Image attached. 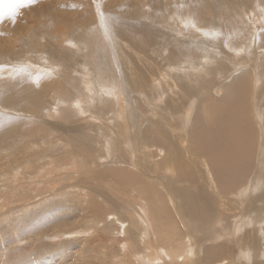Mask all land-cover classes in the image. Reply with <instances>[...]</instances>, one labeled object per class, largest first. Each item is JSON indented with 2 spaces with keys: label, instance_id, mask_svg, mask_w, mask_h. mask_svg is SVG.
I'll use <instances>...</instances> for the list:
<instances>
[{
  "label": "bare ground",
  "instance_id": "1",
  "mask_svg": "<svg viewBox=\"0 0 264 264\" xmlns=\"http://www.w3.org/2000/svg\"><path fill=\"white\" fill-rule=\"evenodd\" d=\"M116 1L103 2L102 7L108 14L106 17L103 13L102 20L100 17L96 20L97 15L93 12L94 21L88 20L84 9L82 14L75 15L76 11L80 12L77 6H73V10L53 9L50 12L59 22L71 14V23L67 25L79 26L83 31L80 42L75 40L76 37L68 39L66 34L54 31L49 21L39 29V34L45 32L44 36L39 35V40L53 60L69 61L71 67L73 56H79L81 52V58H86L90 64V70L84 73L77 71L73 74L64 67V77L54 82L55 87L51 85L54 92H58L57 86L62 89L64 94L60 96L72 97L73 110L82 114L79 120L96 128L95 132L103 138L101 147L106 151L103 157L97 155L102 150L93 152L94 144L92 146L89 139L84 138L87 134L81 137L83 145L76 149L74 157L81 158L82 166L76 167L75 162L79 160H71L79 174L88 170L87 178L83 177L88 179L90 186L93 185L88 196L87 192H84L86 197L82 196L90 205L86 210L89 226L98 228L104 215L111 212L103 206L104 203L119 217L118 222L121 223L125 216L131 221L123 227L125 239L121 241L124 251L128 250V258L125 256L127 259L123 262L125 257H120L124 255L121 251V255L111 256L112 264H134L131 257L143 250L150 251L148 255L142 254L149 259L143 260L150 264H264V187H261L264 183V139L257 140L264 132V58H258L262 54L260 51H264V0H175L174 3L172 0H133L131 3L134 4L126 6ZM142 1L146 2L139 5ZM9 6H5L6 11L7 8L12 10ZM38 7L40 11L46 10L40 2ZM6 11L4 20L1 19L5 27L0 28V49L7 47L4 55L13 60L12 57L21 54L17 56V40H11V37L16 33L22 36L20 30L24 27H20L10 13L9 17L6 16ZM171 14L176 15L172 21L167 17ZM9 18L13 21L7 23ZM170 23L182 26L186 31H176ZM203 23L218 26L217 29L226 26L229 28L225 33L228 37L222 35L223 28L212 30L214 32L200 29ZM93 24L98 25L102 34ZM197 29L199 42L191 38L192 30ZM187 30L191 33L188 34ZM204 37L210 40L208 44ZM229 38H235L234 42ZM51 40L55 42L54 46L49 44ZM221 41L225 44L222 55L216 51L223 50ZM26 42L35 47L33 39ZM22 44L25 46L24 42ZM209 44L220 48L215 51L209 48L212 51L209 54ZM44 46L39 50H46ZM123 47L135 52L134 59L126 54L128 50L126 53L122 51ZM115 50L119 54H115ZM85 61L86 65L88 62ZM15 72L12 69L9 74ZM43 75H35V81L39 83ZM27 80L20 78V88L14 85L4 87L8 93L7 102L28 105L31 83ZM49 81L45 79L44 84ZM69 86L73 93L67 90ZM162 95L166 99L160 101L163 103L160 107L161 103L157 101ZM189 97H196L191 98L190 104L191 107L196 101V107L192 106L195 107L192 116L188 117L187 111L181 120L182 117L175 115L186 111L185 103ZM67 102L63 100V103ZM87 107L94 109L91 117L87 116L92 109ZM252 108L257 112L256 119ZM58 109L56 107L55 111ZM96 110L100 113H95ZM62 116L69 118L71 115L63 110ZM111 123L118 128L110 127L108 136H105L107 132L102 129ZM184 129H187L185 133L182 132ZM6 137L0 135V138ZM119 149H124L125 153L115 154ZM100 158L113 168L105 166L102 169ZM115 183L121 190H115ZM114 194L116 198H113ZM134 196L141 199L137 201ZM127 200L142 207L148 219L140 221L135 218L139 207L134 210L131 205L133 210L128 213L130 205L126 206ZM121 204L127 211L123 209L124 214L119 215L117 209ZM188 217L195 219L196 223L198 220L196 226L199 229L189 227ZM210 222L217 225L215 231L208 228ZM145 229L149 234L153 231L152 243L145 240ZM197 231L201 232L198 236ZM105 238L100 240L107 248L109 240ZM100 258L99 255L97 259Z\"/></svg>",
  "mask_w": 264,
  "mask_h": 264
},
{
  "label": "rangeland",
  "instance_id": "2",
  "mask_svg": "<svg viewBox=\"0 0 264 264\" xmlns=\"http://www.w3.org/2000/svg\"><path fill=\"white\" fill-rule=\"evenodd\" d=\"M12 1L14 0H10V1L1 0L2 3L0 2V6H1L0 10L6 11V7H10L9 5H11L13 10L14 2L12 3ZM105 1L107 0H90V1L89 0H49V1L34 0V2L32 3L26 2L25 3L26 6L23 5L16 10V12L18 13L16 14L14 19L18 21V23L21 25L20 27H24L23 29L25 30V34H24V30L22 29L20 30V32L22 31L21 32L22 36L19 33H16V35H14L13 37L10 36L12 38L11 40H13V38L17 40L16 52L19 51L17 52V56L19 54H21L22 56L21 55H19L18 57L14 56L15 58L12 57L13 60H11V58H7L4 55L5 54L4 51L7 49V47L0 49V69H1L0 70V135L7 136L5 139L0 138V151H1L0 152V264H104V262H106L108 258L110 260H108L107 261L108 263L107 262L106 263L112 264L113 257L111 256L117 253H120L121 255V251L122 254L124 255L121 256L119 255L120 257L122 256L125 257L126 254H128V250L126 249L124 251L125 247H123V242H121L122 240L125 239L123 227L124 226L127 227L128 226L127 224L129 223L128 221H130L126 216L124 217V219L121 220L122 221L121 223L122 224L125 223V224L121 225V223L118 222L117 220V218L119 217L115 216L114 215L115 212L110 210V207L106 206L105 203L103 206H105L106 209L108 208L107 211H111V212L104 215V217L102 218V222L100 223L101 226L97 228L94 227L95 225H91L90 227L89 218L86 216L87 207H89L90 205L89 202L85 201L83 197H86V194L88 196V194L90 193L89 189H91L93 185L90 186V182L88 183V179H86L89 174L87 173L88 170L80 172V174L79 172H77L78 170L76 167H78L79 164L80 166H82L81 164L83 162L80 161L81 158H74L76 156L75 151L79 147H82L81 145H83L81 137H84V135L88 134L87 137L84 138H86L87 140L89 139L88 142H90L92 146L94 144L93 152L97 153L96 151L102 150L100 151L102 153L98 152L97 155L99 157H103L104 154H106V151L103 150L101 147L103 145V141H102L103 138H100L99 137L100 134H97L98 132L97 133L95 132L96 128L94 129L93 126H90L87 123L85 124L84 122H81L79 120L80 118L79 115H81L82 118V114L78 115L73 110L71 105L72 97L60 96V94L62 95L64 94L62 89L57 86L56 89L58 90V92H54L51 86L53 85L55 87L56 83L54 82L60 81L64 77V70H63L64 67H68V69H70V72H73V74H75L77 71L84 73L85 71L87 72V69L90 70V67H88L90 66L89 61L87 60L85 61L86 58L83 59L81 58L82 56L81 52L79 56L77 55L73 56L75 59L73 58L74 64H72L71 67L69 61H62L61 63L59 60L55 61L50 57L51 55L48 52L47 48L44 46V43L40 42L41 40H39V35L40 36L45 35V32H41L39 34V29H41L40 28L41 25L47 23L46 21H49L48 24L50 23L49 25L50 26L52 25L51 28L54 31L57 30L60 35H64V36L66 34V38L68 39L71 38L75 39L76 37L75 40L76 41L79 40L80 42V39L81 40L83 39V35H82L83 31L79 30V26L73 27L72 24L67 25L68 23H71L72 15L70 14L69 17H64L63 20L59 22L56 21L55 16H51L50 12L53 11V9L54 11H56V9H65V8L73 10V8L77 6V10H79L81 13L76 11L75 15L82 14V9H84L85 12H87L88 20L90 19L94 21V17L92 16L91 12H93L94 15H97L95 16L96 20L98 19V17H100L102 20V17L104 15L103 13L106 14V17L108 14L106 13L105 9H103L102 7L103 2ZM174 1L175 0H172L171 2L174 3ZM39 2L40 5H45L44 9L46 10H41L42 12L39 10L38 7ZM125 2L126 0L125 1L117 0L115 3L121 6L122 5L126 6V4L127 5L134 4L131 3L133 2V0H127V3ZM143 2L146 1H142L139 5L143 4ZM179 2L177 5H179ZM12 10L10 9L9 11L7 8V11L5 12V14H7L6 16L9 17L11 15ZM111 11H113V9H111ZM9 13L10 15H8ZM214 13H216V11ZM257 13L259 14V16L262 15L259 12ZM174 16L173 14L167 15V17H169L171 21L172 18L173 20L176 18V17L174 18ZM179 16L181 17V14H179ZM11 18L8 19L7 23L13 21L11 20ZM76 18L82 20L81 17H76ZM50 19L52 20V22L50 21ZM3 20H1L0 28L5 27V23H3L4 22ZM258 20L259 18L257 19V22H259ZM49 25H48L49 27L48 29H50ZM93 25L97 26L96 28H98V25L96 24ZM170 25L172 26V29L175 28L176 31L179 32L186 31L182 26L177 27L176 25L171 23ZM200 26H201L199 27L200 29L203 30L206 29L204 31L210 29L211 30V31L209 30L210 32L218 31L221 28H223L221 29V31L224 34L221 31L220 32L224 37L225 36L228 37V35L226 34L228 33L227 31H229L228 30L229 28H227L226 26H222L219 29H217L218 26L216 27L213 24L208 25L206 23H203V25L201 24ZM71 27H72L71 31L66 33L67 31H69V28ZM1 30H2L1 32H3V29ZM98 30L100 31L99 28ZM196 31L198 32L199 30L198 29L192 30V33L190 30H187L188 34L191 33L192 35L191 38L195 42H199L200 39L199 32L197 33ZM3 33H5V31ZM47 36L50 38L49 34H47ZM196 36L198 37L196 38ZM104 37L105 39H107L106 36ZM204 38L206 39L205 42H207L208 44L210 40L207 37ZM30 39H33L36 42L35 47L34 46L30 47V43L26 42V40H30ZM229 40L231 42V40L233 41L235 40V38H231V39L229 38ZM51 41L52 42H49V44L50 45L53 44L52 46H54L55 42H53V40ZM23 42L25 46H23L22 44ZM37 42H39L40 44ZM36 45H38V47ZM40 45L44 46L46 50L44 51L39 50L40 48H42ZM221 45L223 46V50L220 48V46L212 47L210 46V44L208 46V49L211 48L215 51V48L216 49L220 48L221 51L218 50L216 51L220 52V54L222 55L224 54L225 44L222 42ZM110 46L112 48L114 47L112 46V44ZM111 47L110 49H112ZM211 49H209V54L212 53V51H210ZM21 50L24 52L22 53ZM127 50L128 53H126ZM122 51L134 59L133 53L135 52L132 49H130L129 47H123ZM117 52L118 51L115 50V54ZM70 53L72 52L70 51ZM260 53L262 54L259 55L258 58L259 59L264 58L261 57L264 51H260ZM72 55L74 54L72 53ZM19 58L21 59L20 61L22 63L18 62ZM83 60L86 63L88 62L87 63L88 65L87 64L85 65L83 63ZM193 60L194 58L191 61ZM11 65L14 66V68ZM7 66H9L11 69L8 68ZM82 66H84V68H82ZM12 69L13 71H16L15 72L16 74L15 73L14 75L9 74V71H11ZM37 74H44L43 75L44 77L42 78L43 80L41 79L39 83L35 81V77L37 76ZM190 75L194 76L196 74L191 73ZM186 76H189V74ZM21 77L28 79L27 81L28 82L30 81L29 83H31L30 90H28L30 92L28 93V99H27L28 102L25 100L28 104L26 106L17 105L16 102H7L6 97L8 93L5 92L4 90V87L8 85H10V88H12V85L19 86L18 88H20L19 84L21 82L19 80ZM45 79L46 82L49 80L50 81L47 84H44ZM79 86L80 85H78V87ZM45 88L48 90L45 91L44 90ZM165 89L167 88L165 87ZM67 90L73 93V91H71L70 86ZM192 94L193 93H191V96ZM191 98L192 97H189L187 103H185V106H187L186 108L189 109L190 112L189 110L186 109V111H183V113L178 115L176 114L175 116L181 118L182 116H185V113L187 114V111H188L187 116L188 117L192 116L191 113L192 111L194 112V108L196 107L197 102L195 101L194 104H192L190 107L192 99L196 97H193L192 99ZM164 99H166V96L164 95H162L161 98L158 99L157 103L158 104L161 103V105L159 104L160 107L163 106L162 105L163 103L160 101ZM63 100H67L68 102L63 103ZM194 105L195 107H192ZM56 107H59V109L55 111ZM88 109L91 110L92 108L89 107ZM252 109H253V118L256 119V117H258L257 112L254 110V108ZM63 110L65 112L69 111V114L71 116L69 118L63 117L62 116ZM93 112L94 109L89 111L88 112L89 114L87 113L90 116H87V114L86 116L91 117ZM95 113L99 114L100 111L96 110ZM101 119L104 120V118L102 117ZM182 119H184V117H182L181 120ZM110 127L115 130H117L118 128L112 126V123L110 126L104 127L102 130L104 132H107L105 133V136H108L107 134L109 133ZM186 130L187 129H184L182 132L185 133ZM261 133L257 137V140L259 142L264 139L263 138L264 132L262 131ZM102 134L103 133H101V135ZM90 137L92 139H90ZM69 138L70 139L73 138L72 141H70ZM77 139L80 140L78 141ZM74 140L75 142H78L80 145L77 146L76 144L75 146ZM106 145L109 147V143L107 141H106ZM116 151L114 152L115 154H119L123 152L125 153L124 149H119ZM126 158L127 157H125V159ZM74 159L79 160L77 161L78 163L75 162L77 165L76 167L71 163V160L73 161ZM102 161L103 158L102 160L100 158L99 163L101 164L102 169L105 166L113 168V166L106 165L109 163L105 164V162ZM93 164H95V161H93ZM63 167L65 169H63ZM82 170L84 169L82 168ZM48 173L49 176L47 175ZM83 175L86 178L83 177ZM82 177L85 178L86 180V181L84 180V183ZM79 178L80 180L78 181ZM81 183H83V185ZM115 185L117 187L115 188V190H121L120 186L117 183H115ZM261 187H264V183H262ZM105 190L108 191L107 188ZM84 192L87 193L85 194ZM114 196L115 197L113 196L112 197L113 198L117 197V195L115 194ZM134 198L137 197L134 196ZM138 198L136 199L137 201L141 199ZM27 203L28 204L31 203L30 204L31 206L27 205ZM125 204H128L126 205L127 207L130 205L129 206L130 208L127 211L126 208H123L125 205L121 204L120 208L117 209L119 211L118 212L119 215H121V213L124 214L125 210L129 213V211L133 209L136 210L139 207L140 209L136 210L137 214L135 215V218H137V220L140 221L141 220L146 221L148 219L146 217L145 212L142 210V207L132 205L133 203L131 204L128 200L125 201ZM131 205L132 207L134 206L133 209H131ZM140 211L141 213H144L145 216L144 214H141ZM188 218L187 220H190V218L189 219ZM194 220L192 219L190 220L189 227L191 225L190 228L195 227L194 229L197 230L199 229V227L196 226V224L198 225V220L197 223L196 220L195 221ZM126 222L128 223L126 224ZM192 224L194 226H192ZM211 224L212 222L209 223L208 228H211L213 229L212 231H215L217 225L212 224L213 226L212 227ZM144 231L147 232V229H145ZM145 232H143L146 235L145 240L147 241L150 240L152 243L154 239L153 231L151 234H149V232H147L148 234ZM200 233H201L200 231H197V236ZM100 238H105L109 240V242L106 244L107 248L102 245ZM150 246L151 245H149V247ZM142 252L140 251L141 254L140 253L137 254L136 257L133 256L134 258H136V260L139 261H136L134 260L133 257H131L134 264L136 263L150 264L148 263L149 261H147L146 263L145 260H143V259L149 260L147 257H144V255H148L147 252L150 251L148 250L145 252L143 250ZM95 254H97V256ZM99 255L101 257L100 258L101 260L97 259ZM126 257L128 258V256ZM126 257L124 258V260H122L123 262H125V259H127ZM102 259H106V260H103L104 261L103 262Z\"/></svg>",
  "mask_w": 264,
  "mask_h": 264
},
{
  "label": "snow or ice",
  "instance_id": "3",
  "mask_svg": "<svg viewBox=\"0 0 264 264\" xmlns=\"http://www.w3.org/2000/svg\"><path fill=\"white\" fill-rule=\"evenodd\" d=\"M32 3L34 0H14V8L13 11L11 12V16L13 20L15 19V16L17 14L16 10L19 9V7L23 6L25 3ZM4 16V12L0 10V19H2Z\"/></svg>",
  "mask_w": 264,
  "mask_h": 264
}]
</instances>
